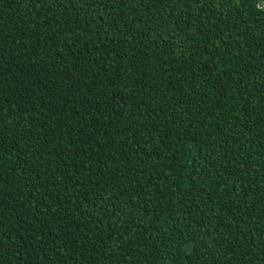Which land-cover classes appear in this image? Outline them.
<instances>
[{
    "label": "trees",
    "instance_id": "obj_1",
    "mask_svg": "<svg viewBox=\"0 0 264 264\" xmlns=\"http://www.w3.org/2000/svg\"><path fill=\"white\" fill-rule=\"evenodd\" d=\"M0 264H264V0H0Z\"/></svg>",
    "mask_w": 264,
    "mask_h": 264
}]
</instances>
